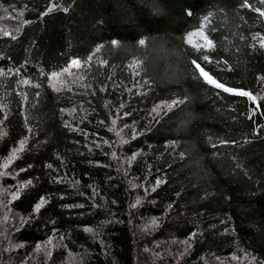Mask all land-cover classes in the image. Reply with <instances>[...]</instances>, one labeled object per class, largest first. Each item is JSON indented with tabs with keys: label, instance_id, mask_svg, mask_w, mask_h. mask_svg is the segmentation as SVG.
Segmentation results:
<instances>
[{
	"label": "trees",
	"instance_id": "trees-1",
	"mask_svg": "<svg viewBox=\"0 0 264 264\" xmlns=\"http://www.w3.org/2000/svg\"><path fill=\"white\" fill-rule=\"evenodd\" d=\"M3 1L21 22L0 34V158L25 143L1 183L27 217L9 241L56 233L86 264H136L131 219L161 216L168 233L177 217L176 264L238 249L264 264V0ZM202 27L211 50L187 39ZM194 60L256 101L208 84Z\"/></svg>",
	"mask_w": 264,
	"mask_h": 264
},
{
	"label": "rangeland",
	"instance_id": "rangeland-1",
	"mask_svg": "<svg viewBox=\"0 0 264 264\" xmlns=\"http://www.w3.org/2000/svg\"><path fill=\"white\" fill-rule=\"evenodd\" d=\"M21 22L20 10H17L13 5H4V1L0 0V34L5 32L14 33ZM193 31L190 34L196 33ZM188 35L187 39L191 43H204V40L199 35ZM70 64L67 67L70 68ZM71 75V69L69 70ZM159 105V106H158ZM166 102L158 103L155 108L166 107ZM126 129H117V136L120 140L126 139ZM11 154V153H10ZM9 154V156H10ZM0 158V172L7 173V170L2 166L9 157ZM129 159V157H127ZM125 157L117 156L118 166L125 161ZM0 175V264H86V253L83 251H71L64 248L60 243L58 235L54 233L48 236L44 241L37 242L29 248L24 242L9 241L7 233L13 228L12 224L19 221L23 222L27 219L26 216L14 212L8 208L9 200L16 195V192H11L10 187L1 183ZM130 187H140L145 190L146 185L142 182L131 178ZM140 197H137L133 203L137 205ZM176 227L179 231L165 233L163 228V217L148 215L141 218H132L130 224L132 226L133 235L135 237V258L136 264H147L151 261V256L165 258L163 263L168 264L169 260L180 255L188 244V236H182L183 226L179 219L174 218ZM90 229V228H89ZM94 229L88 230L89 233ZM50 241V243H49ZM103 252L105 255H110V248L103 244ZM60 250L63 251V257H59ZM62 258V259H60ZM246 256L242 250L238 249L237 253L230 257H210L204 258V264H242ZM178 257L170 264H176ZM161 264V263H160Z\"/></svg>",
	"mask_w": 264,
	"mask_h": 264
},
{
	"label": "snow or ice",
	"instance_id": "snow-or-ice-1",
	"mask_svg": "<svg viewBox=\"0 0 264 264\" xmlns=\"http://www.w3.org/2000/svg\"><path fill=\"white\" fill-rule=\"evenodd\" d=\"M57 4H55V3H53V4H51L49 7H48V9H47V11L48 12H52L54 9H56L57 8ZM242 7H250V5L247 3V0H244V2H243V4L241 5ZM67 9H65V11H66ZM256 11H260L259 9H256ZM46 14V13H45ZM261 15H264V12H261ZM205 21H207L208 20V17L206 16L205 18ZM23 23H28V21H23ZM205 27H206V25H205ZM4 35L5 36H8V35H11L10 33H8V32H5L4 33ZM191 35H199V36H201L202 38H203V40H204V43L202 44V45H197V48H206V49H209V50H211L212 48H214L215 47V45H214V42L205 34V32H204V28L202 27V28H200L199 30H198V32H196V33H193V34H190V36ZM13 38H15V37H13ZM254 39H255V37H254ZM116 42L115 41H113V44H115ZM259 43H260V47H262V48H264V38H261L260 39V41H259ZM140 44H144V40H141L140 41ZM203 59L205 60V61H208L209 60V57L207 56V55H205V56H203ZM194 65H195V67H196V69H198V71H199V74H200V76L208 83V84H210V85H213L215 88H217V89H221V90H223L224 92H227V93H230V94H236V95H240V96H247V97H250L254 102L256 101V96H254L251 92H248V91H245V90H243V89H234V88H230V87H227L225 84H223V83H220L218 80H216V79H214L210 74H209V72H207V71H205L204 70V68H202L201 66H200V64L199 63H196V61L194 60L193 62H192ZM81 66V60L80 59H73L72 61H71V64H70V67H80ZM69 70H70V68L69 67H66V68H64L63 69V71L64 72H69ZM56 75H58V73H52V76H56ZM23 83H25V84H28V83H30L29 81H27V80H25V81H23ZM175 103V102H174ZM24 141H21L20 142V144H19V147L18 148H15V149H13L12 151H11V154H10V156L7 158V160L5 161V163L3 164V168L4 169H7L8 168V165L9 164H11L12 163V161L13 160H15L17 157H18V154L21 152V151H23V149H24ZM134 158V157H133ZM6 173H4V172H0V175H5ZM41 202H43V198H42V201ZM40 204H37L36 205V209H39L40 208ZM49 243H50V241H49Z\"/></svg>",
	"mask_w": 264,
	"mask_h": 264
}]
</instances>
